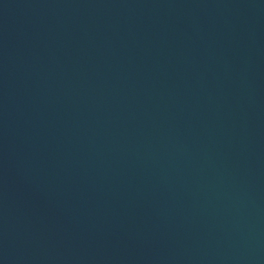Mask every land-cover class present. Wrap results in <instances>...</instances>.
I'll return each mask as SVG.
<instances>
[{
	"label": "water",
	"instance_id": "obj_1",
	"mask_svg": "<svg viewBox=\"0 0 264 264\" xmlns=\"http://www.w3.org/2000/svg\"><path fill=\"white\" fill-rule=\"evenodd\" d=\"M0 264H264V0H0Z\"/></svg>",
	"mask_w": 264,
	"mask_h": 264
}]
</instances>
